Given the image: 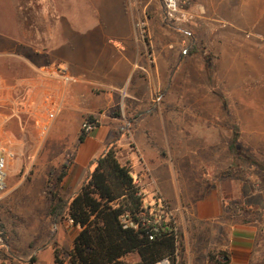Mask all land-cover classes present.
<instances>
[{
  "label": "rangeland",
  "instance_id": "1",
  "mask_svg": "<svg viewBox=\"0 0 264 264\" xmlns=\"http://www.w3.org/2000/svg\"><path fill=\"white\" fill-rule=\"evenodd\" d=\"M4 1L0 40L6 45L0 41V49L9 53L7 67L14 77L24 70L13 56L18 48L14 39L26 37L30 48L32 32L25 36L21 28L27 26L12 23L14 11L8 6L13 0ZM177 1L184 14L180 23L165 19L162 0H54L50 16L69 20L72 32L123 41L122 54L134 61L126 65L134 71L122 103L106 113L114 118L116 131L109 134L110 125L99 126L94 140L101 145L98 157L114 143L122 163L137 164L131 170L144 207L157 221H174L183 250L187 240L197 245L200 236H209L208 228L218 226L201 218L203 208L211 216L217 208L204 207L209 200L221 206L227 229L254 228L251 264H264V0ZM95 51L103 65L116 61L103 49ZM117 55L120 67L123 60ZM14 135L16 151L0 193V264H18L8 259L9 251L24 261L36 257L35 264H53L49 250L39 253L54 243L70 248L78 231L70 221L54 226L47 216L62 173L42 168L41 154L32 159L38 156V138L31 123L23 131L16 127ZM233 141L240 159L229 149ZM50 143L48 138L44 145ZM216 237L212 241L220 243ZM205 249L212 252L216 246ZM220 252L228 254L227 249ZM137 260L132 254L124 262Z\"/></svg>",
  "mask_w": 264,
  "mask_h": 264
},
{
  "label": "crops",
  "instance_id": "2",
  "mask_svg": "<svg viewBox=\"0 0 264 264\" xmlns=\"http://www.w3.org/2000/svg\"><path fill=\"white\" fill-rule=\"evenodd\" d=\"M54 6V0H13L8 6L14 11L15 20L12 23L21 27L27 26V30L20 27L25 36L29 31L32 33L28 40L30 48L25 45L26 37L14 39L18 48L13 56L17 58L16 63H21L24 69L19 76H10V67H7L9 59L6 58L9 53L6 49H0V146L14 153L16 127L23 131L31 123L38 138L35 151L38 156H33L32 159L41 154L42 159L38 163L42 168L59 170L61 176L63 175V191L66 190V195L71 196L95 167L101 149L100 144H94L100 132L99 126L110 125L109 134L116 131L114 118L106 113L116 104L122 103V92L134 71L126 65L134 66V61L122 54L125 49L121 46L123 41L119 39L106 38L96 32H72L69 20L61 19L60 22V18L50 16ZM97 25L95 22V27ZM0 41L1 47L6 45L4 40ZM95 48L105 50L106 55L116 57V61L111 63V60L109 64L103 65L96 58ZM88 52L91 53L89 56ZM117 54H121L123 60L120 67ZM56 63L70 77L75 78L76 82L55 80L48 67ZM90 117L97 122V127L79 143L81 123ZM48 138H51V143L46 147L44 144ZM132 162L131 168L137 169V164ZM175 178L174 174L169 176L174 184ZM202 204L209 210L217 207L212 216L205 215L203 208L201 218L207 222L214 220L211 223L218 226L208 228L209 236H200L197 245L193 246L185 239L183 264H213L208 259L209 253L213 254L217 262L251 264L254 228L249 225H236L227 229L225 222L221 221V206L213 205L209 200H204ZM215 237L221 242L214 243L212 238ZM210 239L211 242H208ZM209 246H216V250L206 251L205 248ZM224 249H227L228 254L220 252H224ZM48 250L52 257L53 250L49 246L39 254Z\"/></svg>",
  "mask_w": 264,
  "mask_h": 264
},
{
  "label": "trees",
  "instance_id": "3",
  "mask_svg": "<svg viewBox=\"0 0 264 264\" xmlns=\"http://www.w3.org/2000/svg\"><path fill=\"white\" fill-rule=\"evenodd\" d=\"M84 137L79 135V143ZM229 149L240 159L234 141ZM62 177L51 191L47 216L54 226L70 221L78 231L70 248L52 245L53 264H126L124 259L132 254L138 258L134 264H183V243L176 224L165 218L157 221L150 215L131 167L119 160L114 143L97 158L75 194L63 195ZM9 253L8 259L18 264L36 263V257L24 261ZM208 259L213 264H227L217 262L210 253Z\"/></svg>",
  "mask_w": 264,
  "mask_h": 264
},
{
  "label": "built area",
  "instance_id": "4",
  "mask_svg": "<svg viewBox=\"0 0 264 264\" xmlns=\"http://www.w3.org/2000/svg\"><path fill=\"white\" fill-rule=\"evenodd\" d=\"M162 4L166 20L171 23H180L183 21L184 14L180 13L177 0H162ZM180 14H182V16ZM48 71L51 72L50 75L53 76L55 80H60L64 82H76V79L70 77L58 63L52 64L50 67H48ZM96 127L97 122L95 120L91 121L89 118H86L81 123L80 134L87 136L91 134L96 129ZM11 158H13V153L11 151H7L4 146H0V193L6 188L8 172L7 168L8 162ZM134 183L139 187L140 195L143 198L141 188L138 185V180L136 178H134Z\"/></svg>",
  "mask_w": 264,
  "mask_h": 264
}]
</instances>
